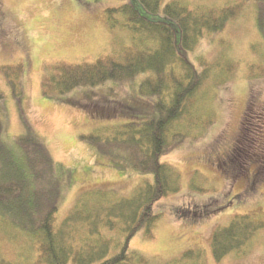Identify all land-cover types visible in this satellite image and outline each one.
Wrapping results in <instances>:
<instances>
[{"label":"rangeland","instance_id":"rangeland-1","mask_svg":"<svg viewBox=\"0 0 264 264\" xmlns=\"http://www.w3.org/2000/svg\"><path fill=\"white\" fill-rule=\"evenodd\" d=\"M136 4V0H131ZM130 1V2H131ZM190 7H222L242 0H163ZM129 0H0V68L23 65L24 95L17 101L0 71V92L6 97L0 105L4 138L23 135L28 125L43 137L55 162L62 165L59 176L60 199L57 223H61L78 199L94 188L114 190L124 197L152 175L132 169L123 161L99 153L81 139L105 127L131 121H145L157 113L150 101L138 95V84L129 86L102 85L76 90L70 101L45 95L42 88L46 68L60 62L94 63L103 56L121 53L131 37L124 30L122 18L114 15V27L108 25L107 11L118 9ZM143 15V9L136 5ZM121 15V14H120ZM162 14H149L147 19L159 22ZM124 23V22H123ZM258 6L246 3L223 33L206 35L187 58L198 68L201 61L214 63L219 58L234 67L235 73L225 83L218 77L204 87L198 101V126L191 130L185 143L164 156L162 162L176 169L181 178V190L154 204L159 216L154 237L146 239L139 233L129 244L131 253L145 264H169L190 250L201 251L203 264H264V230L244 251L232 253L222 261L213 258L211 238L218 228L228 227L239 216L264 214V181L250 190V171L242 169L224 172L225 161L209 160L213 153L230 150L241 132L242 123L252 93H257L259 107L264 106V28L261 29ZM264 26V10L263 21ZM180 36L177 34V40ZM106 99L111 106L100 116L83 107ZM125 104L127 109L119 113ZM116 109L112 107L116 106ZM128 104V105H127ZM137 105V106H136ZM143 105L146 112L133 115L132 109ZM126 113L127 116L121 114ZM109 114V115H108ZM205 123L209 125L204 126ZM216 150V151H215ZM211 159H213L211 157ZM209 160V161H208ZM253 170L251 163H245ZM237 169V167H236ZM214 204L210 213L204 206ZM218 210V208H222ZM196 208L186 217L183 210ZM217 212H212V211ZM178 212V213H177ZM0 231V253L12 262L33 264L37 245L20 231ZM113 250L109 257L114 256ZM137 262V261H136ZM185 263V261H184Z\"/></svg>","mask_w":264,"mask_h":264},{"label":"trees","instance_id":"trees-1","mask_svg":"<svg viewBox=\"0 0 264 264\" xmlns=\"http://www.w3.org/2000/svg\"><path fill=\"white\" fill-rule=\"evenodd\" d=\"M130 1L107 11L110 27L118 24L114 22L115 13L122 18L121 27L131 37L129 46L94 63L60 62L47 67L42 88L45 95L70 101L67 97L76 90L139 83L137 93L150 101L156 117L106 125L82 135L81 139L99 153L153 178L144 179L129 197L114 190L94 188L84 193L64 220L57 223L62 165L55 162L45 139L29 125L25 134L5 139L0 117V231L13 236L10 231L16 230L30 238L38 251L33 264H145L131 253L129 244L139 233H144L146 239L154 237L159 219L153 211L154 204L181 190L180 174L164 164L162 158L183 145L191 130L198 126L197 105L204 87L218 77V71L220 79L216 83L220 84L237 70L220 58L214 63L201 61L198 68L186 53L193 52L206 35L223 33L246 3L258 6L260 26L264 28V0H242L222 7H190L173 1L163 8V0H136V4ZM149 14H162L161 20L152 22L147 19ZM23 69V65L0 68L17 101L24 95ZM263 75L264 69L252 77ZM5 98L0 92V105ZM73 103L94 116L111 107L106 99L85 105ZM117 104L121 107L119 113L128 107ZM146 110L139 105L132 109V116L142 112L150 116ZM245 163H251L253 170L245 169ZM224 165V172L250 171V190L264 181V107H259L255 92L250 96L241 132ZM213 206H204L202 213L194 211L195 216L210 213ZM192 210L196 208L177 213L179 218L186 217ZM262 230L264 214L239 216L228 227L216 229L211 238L214 260L220 262L232 253L244 251ZM113 250L117 253L109 257ZM203 261L201 251L190 250L169 264H203ZM0 264L20 263L0 253Z\"/></svg>","mask_w":264,"mask_h":264},{"label":"flooded vegetation","instance_id":"flooded-vegetation-1","mask_svg":"<svg viewBox=\"0 0 264 264\" xmlns=\"http://www.w3.org/2000/svg\"><path fill=\"white\" fill-rule=\"evenodd\" d=\"M216 151V150H215ZM229 153H230V150H226L225 152H221V153H215V154H211L210 155V157H209V160H213L214 161V163H217V162H221L222 160H226L227 158H228V156H229ZM211 157L213 158V159H211ZM208 160V161H209Z\"/></svg>","mask_w":264,"mask_h":264}]
</instances>
